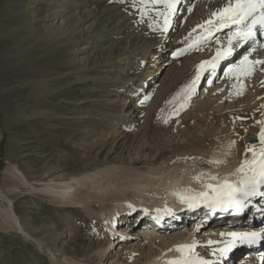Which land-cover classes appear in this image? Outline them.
Here are the masks:
<instances>
[{"label": "bare ground", "instance_id": "6f19581e", "mask_svg": "<svg viewBox=\"0 0 264 264\" xmlns=\"http://www.w3.org/2000/svg\"><path fill=\"white\" fill-rule=\"evenodd\" d=\"M3 1L13 9L17 17L26 22L25 32L32 39L37 40L35 46L39 54L27 65L31 68L32 73L28 69L25 70V75L29 76L25 79L26 88L31 89L38 96L55 97L57 93L50 94L55 91L52 85L58 80L70 78L83 82L101 79V84L107 95L105 106L110 108L111 112H106L104 118H101L102 121H99L101 130L96 129L95 131L91 128L92 131L84 133L86 134L84 137L91 136L98 140L97 147L99 149L94 154L91 152V145L87 144L85 140L75 141L73 132L66 131L65 138L73 144L70 147L75 148L77 153L83 152L79 155L76 154L71 159L64 156L65 167L58 165L59 167L54 168L51 164L52 156L44 153L43 150L40 152L42 154L41 162L35 172H28L27 169L23 171L16 165L10 168L11 175L19 181L21 186H29V190L35 194L41 192L54 198L57 208L70 207L71 209L78 205L84 207V210L88 211L87 213L91 210L95 211V209L101 213L109 210V219L106 224L101 225L98 219L89 217L92 215L91 213L89 216L84 215V221L78 224L75 216L65 213L62 227L71 234L66 242L67 245L58 246L56 243L48 245L39 236L41 229L33 228V225L24 221L22 215L20 216L16 212L13 197L7 196L0 190L1 231L20 233L24 245L29 240L39 249L45 246L52 259L58 261L60 258L61 264H88L87 256L83 255L95 250L100 251L99 260L102 261L105 250L113 237L112 230L109 229V231L107 228L113 229V227H116L119 236V252L125 254L128 264H168L171 260L181 258L182 253L176 251L177 246L197 244V234L193 228L178 235L169 236L168 233L172 225L182 224L190 216L211 219V225L202 230L203 237L208 242L221 240L226 237L221 233H229L233 230L241 233L258 228L261 231L264 227V196L249 197L241 216L233 214L234 209H229L226 212L217 211L213 214L209 208L200 205L193 207L196 212H192L194 210L192 208L188 212L176 210L170 214L151 212L153 215L151 219L147 220H143L139 214L141 211H138L132 216V221L125 225L130 218L128 216L132 210L131 206L156 209L161 206L157 201L169 198L172 206L179 207L182 203L188 205L181 201L182 196H194L200 191H205L206 184H219L224 178H227L230 183H236L235 180L243 175L237 171L241 163L253 158L252 151L249 149L254 147L255 151L259 152L260 148L264 147L259 140V132L262 127L260 122H264V78H255V64L251 66V74H246V76L245 74L239 76L241 72L236 70L231 71L236 82L233 83L230 92L228 90L229 95H226V98L230 101L236 100L253 86L260 89L257 88V91L248 95L251 97L250 100L246 99L234 107L223 106L217 112H212L211 119L207 123L205 116V126L209 133L199 137L191 136L188 130H182L195 119L193 113L184 111L185 102L183 99L174 102L170 100L178 87V81L184 78H181V75L186 69L175 73V78L168 85H165L164 74L161 77L165 66L158 69L162 64V62H157L159 59H163L164 65L171 64L174 68L175 60L171 59V55V57L168 56L169 52L160 53L165 42L173 41L174 43L181 39L179 41L181 43L196 35H199L200 39L209 37L207 30L210 26L205 22L210 18L215 20L211 14L224 7L227 0H194L192 14L179 19L178 24L175 22L177 12L174 11L168 16L169 23L166 31L164 30V17L160 15L161 12L166 11L163 4H156V6L151 2L141 4V0H0V4ZM191 2L190 0H178L176 9L179 8L181 11ZM138 6L139 8H137ZM140 8L143 9V12ZM140 16L145 17L150 31L140 25V21H142ZM4 28L7 27L0 24V29ZM226 41L222 50L218 48L213 52L211 61L216 57L218 50L223 51L229 47V41ZM262 43L264 45V42ZM252 47L254 46L252 45ZM232 49V54L239 53L238 55L242 54V57L248 55L250 60L253 59L252 61H257V57L264 56L263 53L259 51L257 53L254 49L242 52L244 49L238 41L232 43ZM219 65L220 62L215 67V71L218 70ZM212 74H217V72L212 71ZM159 78V82L155 84ZM108 95H112L111 98ZM217 101H219L218 98L202 105H212ZM127 104L134 105L131 112H124ZM204 107L203 111L196 108V113L200 112L202 115H206L208 111L207 107ZM35 114L44 118L52 116L45 109L39 110ZM202 115L201 117H203ZM199 116L197 115V118ZM199 119H197L198 122ZM179 131L183 132L184 142L173 144L172 150L169 152H162V149L156 151V154L151 158V165L144 170L135 169L143 164L142 159L127 160L121 156L123 151H130L131 148L135 150L137 147H133V143L140 138H144L148 145L139 148V151L146 152L150 148L154 149L153 144L159 142L161 136L173 135ZM42 139L37 140V143L44 147L46 141ZM56 139L57 137H53L52 133V137L47 138L49 145H56L63 150L66 144L60 141L57 143ZM252 139L254 141H251ZM107 147L108 149L105 151ZM164 153L170 155L166 154L163 157ZM112 154L114 156L111 157ZM84 159L87 163L81 173L64 178L65 175L62 172L67 167L79 164ZM113 163H120V168L112 165ZM203 163L205 164L203 165ZM116 169L120 171L117 172ZM89 171L93 174L89 175ZM213 176L216 179H211ZM129 190L139 196H149V199L123 194ZM261 191H264V188ZM111 192L114 193L111 194ZM119 194H123V196H119ZM177 199L180 201L179 204H177ZM111 201H120V203L114 206L100 204ZM216 216H220L219 221H214ZM166 219L168 221L161 226L160 221ZM225 220L226 222H224ZM195 221L197 220L195 219ZM222 221L224 223H220ZM142 222L152 227L157 224V231L164 235L152 234V231L149 232V230L139 231L140 235L137 234L140 240L149 244H153L155 241L160 243L158 251L148 247V253L147 255L145 253L144 260L134 263L137 257L138 260L139 257L141 258L145 248L136 250L127 247V243L128 238L132 236L130 233L133 232L131 231L139 228ZM53 225L55 226V223ZM45 226L47 225H41V227ZM117 226L120 228L119 230H117ZM168 227L170 229L167 230ZM128 228L131 229L128 230ZM49 230L55 232L56 239L64 237V234L58 233L57 229L51 226L48 230L43 231V235L47 236L46 233ZM118 231H121V234ZM261 234L259 248L254 249L248 247L246 243L237 242L227 254L232 255L231 258L234 259L235 254L244 250L264 252V228ZM196 252L194 249L191 254L205 260L202 255ZM213 252L208 249L209 255H212ZM213 257L214 255H212ZM228 259L230 260V258Z\"/></svg>", "mask_w": 264, "mask_h": 264}, {"label": "rangeland", "instance_id": "374dc122", "mask_svg": "<svg viewBox=\"0 0 264 264\" xmlns=\"http://www.w3.org/2000/svg\"><path fill=\"white\" fill-rule=\"evenodd\" d=\"M190 1L192 2L187 6H184L185 8H183L181 11L179 10V8L175 9V12H177V18L175 21L176 24L179 23V19H182L184 16L189 17L190 14H192L191 12H193L192 10L194 0ZM136 3L138 4V1H136ZM137 8H139V6ZM146 23L147 21L145 20V17H142L140 25H142L145 30L150 31L149 24ZM0 24H3L4 27H7L4 29H0V190H2L7 196L11 198L13 197L12 199L15 202L16 212L18 213V215H22L21 217L24 221L26 220V222L33 225V228L41 229L39 236L44 239V242L46 244L54 245V243H56V245L58 246H65L67 245L66 242L69 240V236H71V234H69V232L67 233L66 229L62 227V220L65 213H68L71 216H75L77 218L76 223L78 224L84 221V215L89 216L91 213L92 215H90L89 217L98 219L101 225H103V223L106 224L109 219V210L101 213L98 211V209H95V211L91 210L89 211V213H87L88 211L84 210V207H80L78 205L77 207L71 209L70 207L63 209L57 208V206H55L56 203L54 201V198H50L48 197V195L42 194L41 192L35 194V192H31L29 190V186H21L19 184V181L11 175L10 168L11 166L16 165L17 168L19 167L23 171L27 169L28 172H35V170H38V166L41 162L42 154H40V152H42L43 150L44 153L50 154L52 156L51 164H53L54 168L59 166L65 167V163H63L64 156L71 159L74 158L76 154L79 155L81 152H83L81 151L80 153H77L75 148L70 147L73 144L67 138H65L66 131L73 132L72 134L75 141L85 140L87 144L91 145V152H93V154L97 152L99 149L97 147L98 140L91 136L88 138L84 137L86 135L84 133H86L87 131H92L91 128L95 131L96 129L101 130V122L99 123V121H102L101 118H104L106 112H111L110 108H107L105 106V104L107 103V95L105 94V90L101 84V79L78 82L75 79L70 78L67 80H58L54 85H52L53 88H55V91L50 95L57 93V96L55 97H50L49 95H35V93H33L31 89L26 88L25 79L29 78V76L25 75V70L28 69L32 73L31 68L27 67V65L31 59L39 54V52H37V47L35 46L37 44V40L32 39L29 34L25 32L26 22L17 17L16 13L13 11V9H11V7L6 4L5 1L0 4ZM211 30L212 35L206 38L204 37V39H200L199 35H196L191 37L190 40H184L181 43H179L181 39H178L177 42H174L175 45L173 41L171 43L165 42V46L163 49H161L160 53H165V51L166 53L169 52L168 56H172L171 59L175 60L174 68L171 66V64L164 65L165 62H163V59H159L157 61L162 62V64H160L158 68L159 70L162 69L163 66H165L163 73L161 74V77L164 74L163 79L165 78V85H168L170 82H172V80L176 76L175 73H180L181 71H183V69H186L184 74L181 75V78H184L178 81V87L174 91V94L172 95L170 100L171 102H174L178 99H183V101L185 102L183 106L184 111H186L187 113H193L195 119L191 121V123H188V125H186L184 128H182V130L190 131L191 136L199 137L202 135H208L209 132H207L206 130L205 121L206 119V123L210 121L212 112H217V110H219L223 106L234 107L236 106V104L242 103V101L246 99L250 100L251 97L248 95L251 92L260 89L259 87L253 86L250 88L251 90L249 89V91L246 94L242 95V97L239 96V98H237L236 100H227L226 95H229L228 93L230 92V88L232 87L233 83L236 82V78L232 76L233 74L229 71V69L232 68L233 70H235L234 66L239 65L240 60L243 58L242 54L238 55L239 53H234L228 55V58L225 57L224 59H221L219 61L220 65L218 67V70L214 71L217 72L215 76H209V73L211 72L209 70V66L206 65V70L201 73L200 78L195 83L194 91L191 89L186 90V86L190 85L196 78L198 66L203 61H211L210 58L213 52L218 48L222 50V48L225 46V43L227 42L226 40L229 41V33L234 30V26L226 27L219 31H217L216 29ZM234 42H236V40H233V43ZM251 47L252 44H250V46L243 47L244 50L242 52H247ZM252 49L257 51V53L259 51L264 55L263 43H261V45L259 46L252 47L249 51H252ZM257 59L259 61H264V56L257 57ZM152 66L151 69L155 68L154 66L152 68ZM254 67L255 78L257 77L258 79H263L264 64H255ZM239 76H244V73H241V75ZM160 78L155 82V84L159 82ZM108 96L109 98H111L112 95ZM217 98L219 99V101H217L216 103L212 105H204L207 107V114L209 113L208 116L207 114L202 115V113L200 112L199 114L198 112L196 113V108H198L199 110H204L205 107L202 105L203 103H208L211 100ZM127 105L125 106L124 112H131L134 105ZM190 106L193 107L191 108ZM42 109L47 110V113L52 116H50V118H44L40 115L35 114L37 111ZM196 114L200 115L198 117L200 118L199 122L197 120L198 118ZM201 115L204 117V119H202L203 117H201ZM52 133L53 137H57V143L60 141L61 143L66 144L63 150L59 149L56 145H49L47 138L52 137ZM182 134L183 132L179 131V133L175 132L173 133V135L171 134L161 136V140L153 144L154 149L150 148L146 152L139 151V148L147 147L148 145L144 138H140V140H137L138 142L135 141L133 143V147H137L135 150L134 148H131L130 151H123L121 156L123 158H126L127 160L142 159L143 164L136 167L135 169L144 170L147 166L151 165V158L156 154V151L162 149V152H169L172 150L173 144H176L177 142H184L185 137ZM150 136L152 137L151 133ZM41 139L43 141H46V146L41 147L37 143V140ZM107 149L108 147L105 149V151ZM166 154L170 155L168 153ZM166 154L164 153L163 157H165ZM110 156L112 157L114 156V154ZM86 163L87 162L84 159V161L82 160L79 164H73L71 167H67L62 172L65 175L64 178L69 177V175H76L78 173H81ZM204 164L205 163H203V165ZM108 165L110 166V164H107V166ZM112 165H116L117 168H120V163H113ZM116 170L118 172L119 169ZM88 174L92 175L93 173L89 171ZM112 187L114 188V186ZM112 193L114 192H111V194ZM134 193L135 192H131V190H129L123 194L136 198L140 197L143 199H149V196H139ZM123 194H119V196H123ZM167 200L171 199L167 198ZM164 201H157L158 204L161 205L158 206V208L162 207V202ZM118 203H120V201L102 202L100 204L114 206ZM179 203L180 201L177 199V204ZM139 207L131 206L132 210L130 211L131 213H129L130 215L128 216L131 219L129 218L128 222L125 225H128L129 222L133 219L132 216L137 214L136 212L140 211ZM181 207L182 206H179V211L188 212V210L180 209ZM190 217L185 219L184 223L182 224L176 223L171 226V229L170 227H168L167 230L170 229L168 235H178L191 230L193 228L192 226L195 225V222H192L194 221V216ZM216 217L217 218L214 219V221H219L220 216ZM206 219L207 218H205L204 220L206 221V223H208L207 225H203V227H197L196 225V228H193L194 232L197 234L198 239L196 244L197 248H195V250L197 251L196 253L202 255L205 260H213V264H252L254 262L255 264H264V255L263 259H261L259 262L257 261L258 256H248L249 253L260 254V251L248 252V249V251L244 250L246 253L244 255L243 251L235 254L234 259L231 258L232 255L230 256L228 254L226 255L227 257L224 258L225 260H223V257H221L219 259L222 260L218 261L219 259L217 256H214L212 258L213 254L209 255L208 249H211L212 251H214V249H219L220 247L224 246V242L230 240V237L226 236L221 240H215V243L209 245L208 240L203 237L202 230L207 229L208 226L211 225L212 221L211 219ZM224 222H226V220ZM224 222L222 221L220 223ZM54 223L55 226L53 225ZM42 224H45L47 226L41 227ZM49 226L56 228L58 233L64 234V237L62 239H56L55 232L51 230L46 233L47 236H44L43 231L48 230ZM148 228L149 227L147 226L142 228V226L140 225L139 228H135L131 231L133 233H130L132 236L128 238L127 247L134 248L136 250L145 248L143 254L141 255V258L139 257L138 260L137 257V259L134 260V263L137 261L142 262L144 260L145 256L148 253V247H151L155 251H158L159 249V241H155V243L153 242V244H149L147 242H144L143 240H140L139 233L141 231H146V229ZM228 228L230 227L228 226ZM263 228L264 227H262L261 230H263ZM107 229L113 230L114 227L113 229ZM119 229L120 228L117 226V230ZM149 232H151L152 234L154 233L157 235H164L159 231L149 230ZM230 232L238 233L237 230H233ZM112 234V241L110 245L107 246L102 261L99 260L100 251L98 250H95L92 253H87V255H83L84 257L87 256L86 258H88L89 260V262L87 261L88 264H128V261H126L128 260V258L124 253L119 252V236L115 235L114 233ZM93 241L95 242V239H93ZM25 245L20 233H15V231L4 232L0 230V264H61L60 258L58 259V261L52 259V257L49 255V251L45 248V246L39 249L33 242L29 240L25 242ZM77 245L79 246V244ZM69 246L71 245L69 244ZM84 257L83 259L87 260ZM228 258H230V260ZM248 261L249 263H247Z\"/></svg>", "mask_w": 264, "mask_h": 264}, {"label": "snow or ice", "instance_id": "6c2138e0", "mask_svg": "<svg viewBox=\"0 0 264 264\" xmlns=\"http://www.w3.org/2000/svg\"><path fill=\"white\" fill-rule=\"evenodd\" d=\"M146 2H151L153 5H164L166 11L161 12L160 15L164 17V30L166 31L169 23L168 16L175 11L178 0H141V4ZM141 11L143 12V9ZM211 16L215 20L210 18L205 22L210 26L207 30L209 36L212 35V28L219 31L234 26V30L229 33V47L223 51L218 50L213 61H203L198 66L196 78L190 85L186 86V90L191 89L194 91L196 80L206 70V65L215 69L219 60L232 54L233 40L245 43L254 40L256 25L259 24L264 27V0H227L225 6L213 12ZM254 64H264V61H252L248 55H245L240 60L239 65L234 66V68L238 72L251 74V66ZM229 71L231 72L233 69L230 68ZM260 123L262 127L259 132V140L261 145H264V122ZM249 150L252 151L253 158L250 161L244 160L241 163L237 171L243 175L238 182L230 183L227 178H224L219 184H206V190L194 196H182L181 201L186 202L190 208L200 205L206 206L213 214L217 211L226 212L229 209H234L239 213L244 210L249 197L264 196V191H261L264 188V147H261L259 152L255 151L254 147ZM211 179H216V177L213 176ZM221 235L230 237V240L224 242V247L214 250L213 255L217 256L218 259L226 256L237 242L253 244L262 238V234L255 231L229 232L221 233ZM208 243L211 245L215 242L209 241ZM196 247L195 243L177 246L176 251L182 253V256L179 259L169 261L168 264H213L212 261L192 255L191 253Z\"/></svg>", "mask_w": 264, "mask_h": 264}, {"label": "water", "instance_id": "95a60500", "mask_svg": "<svg viewBox=\"0 0 264 264\" xmlns=\"http://www.w3.org/2000/svg\"><path fill=\"white\" fill-rule=\"evenodd\" d=\"M251 141H253V140H251Z\"/></svg>", "mask_w": 264, "mask_h": 264}]
</instances>
